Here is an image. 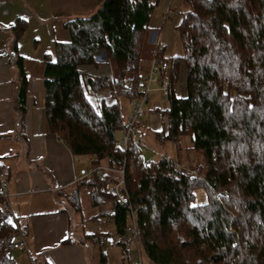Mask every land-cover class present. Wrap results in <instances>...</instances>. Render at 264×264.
<instances>
[{"label":"trees","instance_id":"16d2710c","mask_svg":"<svg viewBox=\"0 0 264 264\" xmlns=\"http://www.w3.org/2000/svg\"><path fill=\"white\" fill-rule=\"evenodd\" d=\"M98 1L94 14L65 22L69 38L55 42L54 58L44 54L49 130L75 156L91 157L93 166H124L139 242L153 264H264V0H184L188 8L177 25L183 52L161 58L168 104L157 108L164 118L155 131L159 142L174 145L176 155L164 152L167 158L147 165L141 145L125 150L117 138L124 130L119 96L133 102L142 93L140 63L159 0ZM12 29L17 51L24 20L18 18ZM101 53L112 73L94 76L80 68L99 64ZM16 65L21 126L29 75L22 55ZM183 68L186 93L178 96L174 85ZM104 90L109 95L93 104L89 95ZM182 150L188 152L183 156ZM1 173L9 176L0 155ZM118 179L116 172L100 178L93 170L67 201L81 211V189L86 190L92 206L101 208L124 236L119 243L127 250L128 214L109 191ZM199 188L206 190L203 203L196 201ZM2 202L0 197V211ZM14 230L13 222L0 219V264H19L5 241ZM106 235L87 234L100 246Z\"/></svg>","mask_w":264,"mask_h":264},{"label":"crops","instance_id":"0c3cea01","mask_svg":"<svg viewBox=\"0 0 264 264\" xmlns=\"http://www.w3.org/2000/svg\"><path fill=\"white\" fill-rule=\"evenodd\" d=\"M4 1L0 0V33L7 34L6 41L0 38V155L9 169L7 176V186L11 193L9 199L24 229L28 245V251L25 250L27 254L24 251L15 258L19 264H27L26 261L30 264H94L90 259L92 248L94 250L97 246L101 250L102 244L100 246L93 241L84 229L78 232L71 229L73 226L68 210L81 213L82 211H76L67 201V194L93 169L92 158L75 156L66 142L49 130L44 115L43 82L32 73H27L29 85L26 110L23 124L19 125L17 119L20 112L15 103V90L19 82L16 58L21 54L18 52V44L17 51L14 50L15 37L12 29L18 10L12 9L14 11L12 16V10L10 11L7 6L8 0ZM20 1L26 3L22 8L29 7L31 2ZM187 8L184 0L158 1L147 35L150 45L154 43L153 49L143 55L142 61L152 59L154 46L158 40L162 47L160 53L162 59L174 55L169 46H172L175 32L178 34L177 25ZM171 14L176 15L174 23L168 21L172 18ZM182 52L183 46L180 54ZM102 54L104 53L97 56L99 64L82 65L80 68L94 76L112 73L110 62L105 54L102 60ZM105 62L109 68L106 66V69H103L107 64ZM90 65L94 68H89ZM185 93L186 88L181 95ZM108 95L109 91L104 90L89 95V98L96 104L101 97ZM84 159L91 164V169L82 163ZM80 201L83 209L81 195ZM66 239L68 241L65 242Z\"/></svg>","mask_w":264,"mask_h":264},{"label":"rangeland","instance_id":"374dc122","mask_svg":"<svg viewBox=\"0 0 264 264\" xmlns=\"http://www.w3.org/2000/svg\"><path fill=\"white\" fill-rule=\"evenodd\" d=\"M29 7L22 8L26 3L20 0H8L10 11L18 10L15 15L13 23L16 22L18 18L24 20V29L22 35L17 40L18 52L23 55L24 68L26 72L32 73L35 77H40L43 82V69H44V54L51 53L54 58L55 55V42L65 41L69 38V33L65 27V22L80 16H90L94 14L100 7V2L98 0H30ZM3 2H5L3 0ZM28 2V1H27ZM5 5V4H3ZM12 12V16L14 11ZM172 18L168 21L175 22V14L170 15ZM7 22V19L5 20ZM177 30V29H176ZM0 38L2 41L7 40V34L4 32L0 33ZM4 43V42H3ZM153 44L150 45L149 40L146 42L143 55H145L150 49H153ZM155 48V46H154ZM172 52L174 55L180 54L182 51L181 39L178 34L173 37ZM99 54L98 56H100ZM104 59V54H102V60ZM107 63V62H105ZM109 68L108 63L105 64L103 69ZM151 66V60L144 59L140 63V75H141V85L143 84L145 78L149 74ZM89 68L92 65L88 66ZM112 70V65H110ZM158 77L161 78V72L158 73ZM184 68L181 71V75L178 81L175 83V93L178 96H182L184 87ZM160 83L153 82L152 90L149 94V100L145 103V114L143 116L145 136L141 143V148L145 159L157 160L159 157L155 154V151L161 153L166 152L168 155L175 156L176 150L171 142L161 143L157 140L155 131L160 128L162 118L161 114L157 111V108H165L168 104L166 100V93H163L159 89ZM184 87V88H183ZM120 114L122 116V121L125 122L129 116V112L132 109V102L125 95L119 96ZM157 113V115H156ZM123 132H117V138L120 141ZM187 143V142H186ZM188 144H184L186 146ZM188 151L182 150V155L184 156ZM190 155L200 158L199 153L196 151H189ZM85 160V161H84ZM82 160V163L86 168L91 169V164L86 162V159ZM184 161V160H183ZM196 172V171H195ZM81 197L83 199L84 208L81 212H75L68 210L71 214V229L77 232L84 229L85 232L91 233L98 231L105 232L106 239L103 240L101 250L105 253V261H102V254L100 248L95 246L94 250L92 248L91 260L94 264H153L152 260L147 255L143 246L138 243L135 239H127V250H124L119 243L124 236L116 231L114 223L108 219L105 214L102 213V209L94 207L91 204L90 194L81 189ZM196 201L203 203L206 201V190L204 188H199L196 192ZM106 210H109L105 206ZM83 215V216H81ZM81 227V229H80ZM84 243V242H83ZM23 249L13 250V254L16 256L19 253L24 252ZM27 254V252H24ZM28 257V256H27ZM90 260V261H91ZM30 264L29 261H26Z\"/></svg>","mask_w":264,"mask_h":264},{"label":"built area","instance_id":"2783aa9c","mask_svg":"<svg viewBox=\"0 0 264 264\" xmlns=\"http://www.w3.org/2000/svg\"><path fill=\"white\" fill-rule=\"evenodd\" d=\"M161 50V45L159 40L155 44V49L153 51V56L151 59V67L148 76L145 78L141 90L142 93L139 97L133 100L132 109L127 117V120L124 122L123 135L120 140L122 147L126 150L130 145L139 144L141 145L144 136H145V127L143 116L145 114V103L149 100V94L152 90V83L159 82V89L166 93L169 81L167 77H158V73L161 72V57L159 52ZM155 154L158 157L167 156L164 153L155 151ZM151 162L149 159L144 160V164L147 165ZM177 167H181L180 163H176ZM93 170H96L100 178H103L106 172H116L119 174L118 181L112 182L109 186L110 193L115 197V199L126 208V213L128 214V222L126 224V234L125 237L128 240L135 239L139 243V237L141 235V230L139 228L137 220V209L131 203V199L128 195L126 189V183L124 178V166L119 168L112 167L108 164H100L94 166ZM192 172H194L192 170ZM90 172L85 176L87 177ZM2 178V183L0 186V197H3L2 209L0 211V219H8L16 225V230L8 234L5 238L6 245L11 250L15 249H24L28 251L27 240L25 237V232L22 227L17 222V214L12 207L10 201V191L8 189L7 177L4 173L0 174Z\"/></svg>","mask_w":264,"mask_h":264}]
</instances>
